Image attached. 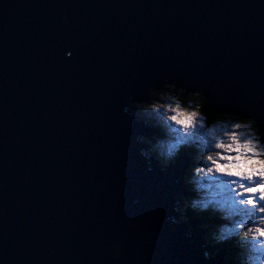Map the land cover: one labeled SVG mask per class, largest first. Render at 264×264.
Returning a JSON list of instances; mask_svg holds the SVG:
<instances>
[{
    "label": "water",
    "instance_id": "obj_1",
    "mask_svg": "<svg viewBox=\"0 0 264 264\" xmlns=\"http://www.w3.org/2000/svg\"><path fill=\"white\" fill-rule=\"evenodd\" d=\"M164 75L264 121V0H0V264H202L167 220L187 158L149 172L121 108Z\"/></svg>",
    "mask_w": 264,
    "mask_h": 264
},
{
    "label": "clouds",
    "instance_id": "obj_2",
    "mask_svg": "<svg viewBox=\"0 0 264 264\" xmlns=\"http://www.w3.org/2000/svg\"><path fill=\"white\" fill-rule=\"evenodd\" d=\"M56 19L61 26L71 23L67 15ZM62 55L71 59L73 51ZM121 108L153 130L137 135L133 145L149 172L155 164L167 173L187 158L167 220L173 225L198 222L185 236L201 241L202 264L217 257V264H264V121L243 109H216L204 88H188L168 75L145 85L138 96L129 95ZM96 190V185L84 187L85 192ZM127 224L134 231L143 228L134 218ZM104 248L113 261L127 255L119 242ZM47 255L54 264L56 252Z\"/></svg>",
    "mask_w": 264,
    "mask_h": 264
},
{
    "label": "bare ground",
    "instance_id": "obj_3",
    "mask_svg": "<svg viewBox=\"0 0 264 264\" xmlns=\"http://www.w3.org/2000/svg\"><path fill=\"white\" fill-rule=\"evenodd\" d=\"M152 131H150L148 134H150Z\"/></svg>",
    "mask_w": 264,
    "mask_h": 264
},
{
    "label": "rangeland",
    "instance_id": "obj_4",
    "mask_svg": "<svg viewBox=\"0 0 264 264\" xmlns=\"http://www.w3.org/2000/svg\"><path fill=\"white\" fill-rule=\"evenodd\" d=\"M143 90H144V89H143ZM143 90H142V92H143ZM142 92H141V93H142ZM186 166H187V165H186ZM182 175H183V174H182Z\"/></svg>",
    "mask_w": 264,
    "mask_h": 264
}]
</instances>
